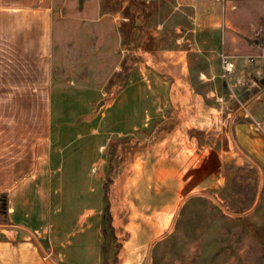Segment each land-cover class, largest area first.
Wrapping results in <instances>:
<instances>
[{
	"label": "rangeland",
	"instance_id": "rangeland-1",
	"mask_svg": "<svg viewBox=\"0 0 264 264\" xmlns=\"http://www.w3.org/2000/svg\"><path fill=\"white\" fill-rule=\"evenodd\" d=\"M62 1L53 9L50 85L21 58L20 68L14 62L0 73V227L37 240L46 257L264 264L256 168L233 163L215 176L201 168L199 189L185 192L154 162H139L141 173L123 178L129 150L143 158L163 112L166 77L149 49L174 46L175 25L190 28L191 11L167 3L155 10L146 0ZM191 43L189 32L183 44ZM193 60V80L205 93L213 85L197 70L208 63ZM217 83L224 111L236 116L257 89L233 87L223 75Z\"/></svg>",
	"mask_w": 264,
	"mask_h": 264
},
{
	"label": "crops",
	"instance_id": "crops-1",
	"mask_svg": "<svg viewBox=\"0 0 264 264\" xmlns=\"http://www.w3.org/2000/svg\"><path fill=\"white\" fill-rule=\"evenodd\" d=\"M146 3L154 9H162L166 3L175 10L187 8L191 11V25L186 31L181 24L175 25L174 46L149 49L155 53L156 70L166 77L160 80L165 88L163 112L148 134L149 142H144L143 158L137 161L135 148L129 150L128 171L123 172V178L130 180L139 175V162L146 166L154 162V167L158 165L161 169L160 175L174 177L177 191H195L199 189L201 168L209 169L207 174L215 176L230 164L246 163L260 175L254 198L262 200L264 46L259 40L264 37L259 34L264 27V0H159V3L146 0ZM63 4L62 0H17L10 9L0 5V73L7 72L10 63L16 62L20 68L18 62L23 59L41 73L44 86L50 85L53 9ZM189 32L190 47L183 44ZM7 49L15 56L10 62ZM222 55H228L235 63L234 71L226 75L233 87L250 82L257 86L251 96L243 99L244 109L237 116L224 111L222 94L217 88V78L225 76L221 73ZM194 57L208 63L206 69L197 70V78L213 85L205 93L199 91L193 80V68L197 65ZM0 264H99V257H46L37 240L0 227Z\"/></svg>",
	"mask_w": 264,
	"mask_h": 264
},
{
	"label": "built area",
	"instance_id": "built-area-1",
	"mask_svg": "<svg viewBox=\"0 0 264 264\" xmlns=\"http://www.w3.org/2000/svg\"><path fill=\"white\" fill-rule=\"evenodd\" d=\"M221 62H222L223 74L225 76L231 74L234 71L235 63L228 55H222Z\"/></svg>",
	"mask_w": 264,
	"mask_h": 264
}]
</instances>
